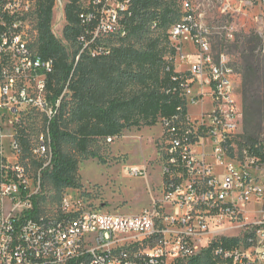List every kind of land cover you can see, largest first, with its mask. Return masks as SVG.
Instances as JSON below:
<instances>
[{
  "label": "built area",
  "instance_id": "2783aa9c",
  "mask_svg": "<svg viewBox=\"0 0 264 264\" xmlns=\"http://www.w3.org/2000/svg\"><path fill=\"white\" fill-rule=\"evenodd\" d=\"M182 5L181 19L169 29L173 54L166 58L182 65L190 57L188 74L198 80L196 92L183 74L171 89L182 98L174 116L160 121L166 139L167 162L162 173L166 200L172 204V216L158 224L154 212L116 214L97 210H71L65 206L60 215L27 217L32 209L26 195L25 169L16 162L7 164L3 151L1 112L15 115L20 106L33 104L47 117V127L56 115L58 103L47 99V78L53 72V60H45L29 49L23 21L35 0H0V264H180L199 255L192 234L167 249L174 232L168 226L199 225L203 217L235 218L248 214L253 222L245 235V247L216 245L213 254L226 264H256L264 259V143L245 158L223 165L225 150L237 135L241 111L235 95L236 71L226 52H215L213 34L198 18L194 0H174ZM264 4V0H256ZM63 11V0H55ZM82 31L77 37L80 54L106 52L100 40L123 36L124 22L131 16L132 0H79ZM226 7V5H224ZM230 37V36H229ZM78 55L76 61L79 59ZM93 56V55H92ZM195 106L193 114L188 107ZM191 109V108H190ZM211 148L207 154L206 148ZM13 142L11 151L18 153ZM33 153L43 159L42 169L51 163L48 132ZM212 156L223 167L221 176L207 165ZM38 173V187L40 185ZM131 177L145 178L142 167H130ZM194 175L187 184L180 181ZM24 196V197H23ZM23 201H25L23 203ZM5 203L9 210L5 211ZM243 226V225H242ZM153 243L149 247L144 246ZM170 258V260H168ZM179 261V262H178ZM188 262V264H189Z\"/></svg>",
  "mask_w": 264,
  "mask_h": 264
},
{
  "label": "rangeland",
  "instance_id": "374dc122",
  "mask_svg": "<svg viewBox=\"0 0 264 264\" xmlns=\"http://www.w3.org/2000/svg\"><path fill=\"white\" fill-rule=\"evenodd\" d=\"M194 6L198 8L199 21L210 28L213 37L212 45L215 52H226L232 58L236 77L235 95L241 111V119L237 135L232 137L227 146L222 162L224 166L234 164L237 160H245L248 155V147L239 136L254 134L258 137L257 146L264 143V4L256 0H194ZM68 0H63V7ZM175 8L183 14L182 5L174 1ZM226 5V7H224ZM63 11L55 4L52 13V32L57 40L66 48L67 52L74 55L78 42L66 38L64 27L66 25ZM63 13V14H62ZM25 40L31 51H36V31L32 18L26 17L23 21ZM168 25L162 28L154 26L142 37L128 32L123 36L108 37L100 40L98 47L106 50L121 45H130L138 49L150 38L160 37L165 47V57L170 56L171 42L168 38ZM257 35L262 40V48L255 53H245L241 50L244 36ZM230 36V37H229ZM167 37V39H166ZM222 45V48H221ZM80 55V51L78 52ZM94 56V53H91ZM195 60L190 57L182 65L173 62L175 72L185 76L186 82L191 84L194 92L197 90L198 80L195 76L188 74V66ZM138 88L132 84L128 89ZM70 100L69 92L64 89L61 98ZM191 108V109H190ZM189 112L195 114L198 108L188 107ZM3 129V151L7 164L16 162L25 169L27 179L26 195L34 197L39 207V215L43 217H54L58 210L65 206L71 210H97L116 214H136L143 210L154 212L158 224L162 219L172 216V204L166 198L165 180L162 170L167 162L165 131L158 120L154 126L142 125L123 130L121 134L113 138H96L91 140L86 148V153H77L74 143L68 141L64 144V151L71 154L78 161L77 177L79 186L77 188H66L55 186L49 175L42 176L43 159L33 153L38 147L41 138L47 136L46 114L36 108L33 104L20 106L15 115L7 111L1 112ZM74 124H69L67 130L72 132ZM15 132L21 134L22 141L13 138ZM15 142L18 153L11 151ZM241 143V146H239ZM241 147V148H240ZM207 154H211V148H206ZM96 154L101 158H93ZM207 165L213 174L221 176L224 174L223 167L216 165L212 156H207ZM145 168V178L131 177L128 173L130 167ZM40 172V185L38 187V173ZM194 175L185 176L180 181L187 184ZM24 197V196H23ZM25 201H23L24 203ZM5 211L9 210V204L5 203ZM235 218L206 216L202 224L193 222L191 226H168V228L179 234L171 236V244L167 249L175 248L179 239L192 234V239L200 249V264H226L213 254L212 246L222 240H237L240 248H244L247 226L252 224L253 219L245 214ZM243 225V226H242ZM153 243L144 246L149 247ZM214 248V247H213ZM207 257L211 261H207ZM170 260V258L168 259ZM180 264H188V260ZM178 261V262H179ZM211 262V263H210ZM256 264H264V259Z\"/></svg>",
  "mask_w": 264,
  "mask_h": 264
},
{
  "label": "trees",
  "instance_id": "16d2710c",
  "mask_svg": "<svg viewBox=\"0 0 264 264\" xmlns=\"http://www.w3.org/2000/svg\"><path fill=\"white\" fill-rule=\"evenodd\" d=\"M78 3L79 0H68L64 8V35L76 42L82 31ZM54 5L55 0H35L33 10L27 15L32 18L36 31V51L32 52L54 63L53 72L47 78V99L53 106L59 102L57 113L47 127L51 163L41 174L49 175L57 187L77 188L78 161L64 151L66 142L72 141L74 150L85 154L91 140L117 137L133 127L154 126L158 120L174 116L183 101L178 94L171 93L172 88L179 86L173 81L178 75L166 60L159 36L150 38L138 49L121 45L94 56L83 52L76 61L79 45L72 56L52 32ZM181 17L174 0H132L131 16L123 22L126 32L142 37L153 26L171 28ZM167 35L169 38V31ZM242 40V52L252 54L262 48V40L257 35L244 36ZM169 50L172 55L171 46ZM132 84L138 88L129 90ZM64 89L70 94L68 101L64 96L61 98ZM69 124L75 125L72 132L67 130ZM21 137L20 132L13 136L17 141H22ZM239 138L247 145L248 153L258 151L255 148L257 135L246 134ZM92 157L101 160L96 154ZM31 199L34 197H29ZM31 204L32 209L24 214L40 217L37 202L33 200ZM60 213L58 210L55 216ZM237 244V240H222L211 249L216 245L231 248ZM206 259L211 261L210 257ZM189 264H200V257Z\"/></svg>",
  "mask_w": 264,
  "mask_h": 264
},
{
  "label": "crops",
  "instance_id": "0c3cea01",
  "mask_svg": "<svg viewBox=\"0 0 264 264\" xmlns=\"http://www.w3.org/2000/svg\"><path fill=\"white\" fill-rule=\"evenodd\" d=\"M63 14V13H62Z\"/></svg>",
  "mask_w": 264,
  "mask_h": 264
}]
</instances>
